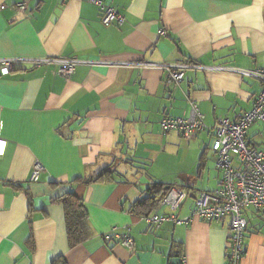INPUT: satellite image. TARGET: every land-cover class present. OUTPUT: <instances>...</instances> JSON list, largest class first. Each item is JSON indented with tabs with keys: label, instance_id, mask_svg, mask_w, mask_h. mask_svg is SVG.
I'll list each match as a JSON object with an SVG mask.
<instances>
[{
	"label": "crops",
	"instance_id": "0c3cea01",
	"mask_svg": "<svg viewBox=\"0 0 264 264\" xmlns=\"http://www.w3.org/2000/svg\"><path fill=\"white\" fill-rule=\"evenodd\" d=\"M101 1L120 25H103L90 0H0V59L18 60L0 74V264H224L227 219L155 227L132 207L153 187H177L187 194L180 207L151 214L183 219L198 193L217 188L212 132L186 142L160 121L187 118L189 101L209 128L250 110L261 86L237 71L264 68V0ZM55 59L81 62L67 78ZM187 60L202 69L165 86L160 66ZM262 136L259 121L248 146L264 151ZM36 161L44 170L30 182ZM104 171L106 180L88 182ZM67 194L83 201L89 229L74 247ZM244 214L240 264H264V213ZM113 228L132 249L104 238Z\"/></svg>",
	"mask_w": 264,
	"mask_h": 264
},
{
	"label": "built area",
	"instance_id": "2783aa9c",
	"mask_svg": "<svg viewBox=\"0 0 264 264\" xmlns=\"http://www.w3.org/2000/svg\"><path fill=\"white\" fill-rule=\"evenodd\" d=\"M90 2L99 8L100 22L103 25L122 23L123 18L120 14L103 4L101 0H90ZM17 7L24 10L26 5L18 4ZM48 61L50 59H39L32 60V63L39 66ZM54 61L59 65L58 73L67 78L81 62L77 59H55ZM17 62L15 58L0 59V74H8ZM160 68L167 74L164 85H173L174 89L182 82L186 70L202 69L189 60L173 65H162ZM237 73L240 76L255 79L259 82L261 89L254 98L250 110L239 113L234 121L221 118L209 128L197 105L191 101H189L190 113L187 118L164 117L160 121V128L163 132L176 131L186 142L195 138L199 132H212L211 150L215 155L216 168L220 173L217 188L212 192L198 193L194 197L191 214L183 219L174 215L166 216L155 213L144 217L148 225L155 227L166 222L187 226L194 219L206 223H216L227 219L229 236L224 264H240L244 255L243 241L247 229V219L244 213L246 211L264 213V151L253 150L246 142L248 129L254 123L264 121V68L237 71ZM0 147L1 153L3 149L1 142ZM43 170L42 164L36 161L32 166L29 181L37 182ZM186 197L187 194L182 189L172 187L160 205L177 209ZM104 238L113 239L127 249L133 248V241L128 233L120 234L116 228L112 229L111 235Z\"/></svg>",
	"mask_w": 264,
	"mask_h": 264
},
{
	"label": "trees",
	"instance_id": "16d2710c",
	"mask_svg": "<svg viewBox=\"0 0 264 264\" xmlns=\"http://www.w3.org/2000/svg\"><path fill=\"white\" fill-rule=\"evenodd\" d=\"M107 173H109V171L101 172V174L91 180H88V182L95 183L98 181H102L103 178L104 180H106ZM169 189L170 187L167 190L159 187L151 188V194L145 197L142 201L134 204L132 207V212L143 217L152 215L153 213L151 214V212L160 206V203L162 202ZM60 202L64 210L68 245L69 247H74L76 245L81 244L89 237V229L87 226V214L83 206V201L74 196L73 194H67L60 199ZM54 264L64 263L58 260Z\"/></svg>",
	"mask_w": 264,
	"mask_h": 264
},
{
	"label": "water",
	"instance_id": "95a60500",
	"mask_svg": "<svg viewBox=\"0 0 264 264\" xmlns=\"http://www.w3.org/2000/svg\"><path fill=\"white\" fill-rule=\"evenodd\" d=\"M180 259H178V258H172L171 259V264H180Z\"/></svg>",
	"mask_w": 264,
	"mask_h": 264
},
{
	"label": "rangeland",
	"instance_id": "374dc122",
	"mask_svg": "<svg viewBox=\"0 0 264 264\" xmlns=\"http://www.w3.org/2000/svg\"><path fill=\"white\" fill-rule=\"evenodd\" d=\"M262 138V140H263V136L261 137ZM214 155V154H213ZM215 156V155H214ZM214 160H215V158H213Z\"/></svg>",
	"mask_w": 264,
	"mask_h": 264
}]
</instances>
